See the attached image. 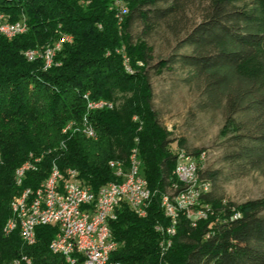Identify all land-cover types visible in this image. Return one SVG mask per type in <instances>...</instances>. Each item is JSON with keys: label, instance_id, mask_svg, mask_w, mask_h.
<instances>
[{"label": "trees", "instance_id": "obj_1", "mask_svg": "<svg viewBox=\"0 0 264 264\" xmlns=\"http://www.w3.org/2000/svg\"><path fill=\"white\" fill-rule=\"evenodd\" d=\"M129 1L120 31L116 11L109 9L114 0H0V13L8 21L24 15L28 25L26 32L12 39L0 32V264L24 255L31 258L30 264H67L62 254L51 250L56 226L38 227L33 245L22 241L18 229L4 232L13 216L10 203L17 199L19 165L35 158L36 169L28 172L24 187L40 185L57 166L63 173L75 170L82 184L97 190L118 180L112 163H122L126 169L127 161L128 169L134 147L151 196L145 217L126 203L118 209L110 223L118 243L114 259L138 264H264V198L226 207L222 186L252 172L264 175V81L245 72L254 59L264 64V16L226 0L209 3L200 21L185 27L179 41L178 47L189 51L129 73L116 50L126 44L129 54L141 56L147 49L145 42L132 48L128 39L132 25L141 22L152 30L167 23L180 28L196 3ZM68 35L70 42L49 50L56 52L49 68L43 58L25 55L38 47L44 54ZM175 66L186 72L185 83L199 90L202 111L222 110L229 130L222 142L223 161L229 171H199L200 181L210 187L198 200L201 206H211L213 214L195 226L185 212H179L177 233L162 254L163 232L156 225L170 222L162 198L189 186L177 183L178 155L170 150L176 140L152 107L150 69L161 74ZM88 100H114L119 105L88 110ZM237 211L241 215L234 217Z\"/></svg>", "mask_w": 264, "mask_h": 264}, {"label": "rangeland", "instance_id": "obj_2", "mask_svg": "<svg viewBox=\"0 0 264 264\" xmlns=\"http://www.w3.org/2000/svg\"><path fill=\"white\" fill-rule=\"evenodd\" d=\"M214 1L217 0H195L196 3L188 10V20L185 22V24L181 25L180 28L174 29L170 27V25H168L167 23H164L161 26H158L152 30H146L143 23L135 22L131 27V36L128 39L133 45L132 48H134V46L141 45L142 42H145L147 49L144 55L139 56V54H137L136 52L129 54L127 52L128 46L126 44L118 48L116 52L121 56L125 70L129 73H134L136 70L143 71L144 69L149 68L151 65L157 64L159 60L168 58L174 53H184L189 51V49L187 48L182 49L178 47L180 39L183 38L186 33L185 27L191 28L193 24L199 22L204 6H207L209 3H212ZM226 1H228L229 4L233 7L244 8L250 11L254 10L258 14H260L261 17L264 16V0ZM130 7L131 2L129 0H114V2L109 8L114 9L116 11V17L118 18L117 25L120 31L124 29V17L128 13ZM3 19L5 21H8L4 15ZM25 19L26 17L23 15L17 21H24ZM3 31L1 32L2 35H4ZM24 32H21V34H23ZM5 37L8 39H12L13 35H5ZM60 42H56L54 45L48 46L44 54H47L51 48L58 46ZM38 49L41 48L38 47ZM26 53H29V50L25 52V55ZM245 72L255 75L264 81V64L259 59H254L249 62V64L245 68ZM185 75L186 72L177 66L173 67V69H165L161 74H157L155 72V69L151 68L150 84L152 86L153 91L152 107L157 112L160 121L168 128V130L173 133L171 135V138L176 140L170 145L171 152L177 154L178 158L179 154L181 153H184L185 156L189 155L193 157L192 159L197 163V179L195 181L193 180V183L191 184H186L184 183V181L180 180L176 176L178 179L177 183L186 184L189 187L194 186L201 193L203 191H206L207 189L205 184L206 182L204 183L199 179V171L201 169H222L225 174L229 171V165L223 161L222 147V142L229 130L228 127H226L225 125L222 110H218L215 112H204L201 110L199 106V90L196 87L187 85L185 83V81L183 80ZM105 101H108L112 104V107H108L110 109H113L119 105L118 101ZM88 103L89 100L87 102L88 110H96L89 108ZM69 125L71 124L69 123ZM195 151L200 152V154L198 156L190 155ZM28 161H32V159H29L26 162ZM21 165L19 166L21 167ZM35 169H31L30 171ZM142 169L143 164L141 166V171L144 175ZM48 177L45 180H47ZM222 184L227 199L223 202V205L226 207L230 206L229 203L242 204L249 200L264 198V175L259 172H252L248 176L240 177L230 181H225ZM209 187L210 184L208 183V189ZM16 194H14L13 197ZM175 196L169 197L173 198ZM11 204L12 203H10V206ZM211 208L212 207L207 204L201 206L198 200L195 202L192 208H189L187 210H177L176 208V210L177 212H185L188 217L192 220V224L197 226L199 221L209 219V215L213 214ZM240 215L241 214L238 211L234 213V217H238ZM220 218L221 217H219L218 220ZM169 220L170 222L167 225H163L160 223L156 225V228L163 232V239L160 242L162 254L163 252H166L165 250L167 248L165 249V247L170 246V244L173 242V237L177 233L179 213L178 222L175 225V233L171 234L168 231V229H170L172 226V220L170 218Z\"/></svg>", "mask_w": 264, "mask_h": 264}, {"label": "built area", "instance_id": "obj_3", "mask_svg": "<svg viewBox=\"0 0 264 264\" xmlns=\"http://www.w3.org/2000/svg\"><path fill=\"white\" fill-rule=\"evenodd\" d=\"M0 24L4 25V35L21 34V30L28 29L27 22L15 21L9 22L3 19L0 14ZM64 42H69L72 37L64 36ZM29 59L43 58L45 68L54 64L56 52L41 54V50L29 49L26 53ZM103 105H108V101L89 100L88 107L100 109ZM92 132L91 127H86ZM134 157L136 160V169H119L114 171L117 181L109 182L97 190L90 186L82 184L78 178L77 172H59V176L49 179L47 184L37 185L36 200L40 194H48L46 208H50V218L46 223L34 221L36 200L32 208H25L26 192L22 190V183L28 176H21L18 179L19 190L17 193V210H25V216L29 220L28 237H31L30 227L56 226L58 231L54 236L55 247L60 249H69L73 264H138L125 263L113 258V253L118 249V243L113 239L111 230V221L117 217V211L123 203L128 204L136 214L143 216L145 200L147 197L146 177L141 171V159L138 148H134ZM193 157H185L183 153L179 154L175 167L176 176L186 184L193 183L197 179V163ZM32 164L21 165V169ZM200 192L194 187H188L177 195L182 210L192 208L199 199ZM163 197L162 206L166 215L172 220V226L168 229L172 234L175 225V213L172 207L166 206V198ZM61 200V208H53V201ZM167 246V245H166ZM167 247H165L166 249ZM16 261H31L26 255Z\"/></svg>", "mask_w": 264, "mask_h": 264}, {"label": "bare ground", "instance_id": "obj_4", "mask_svg": "<svg viewBox=\"0 0 264 264\" xmlns=\"http://www.w3.org/2000/svg\"><path fill=\"white\" fill-rule=\"evenodd\" d=\"M1 30L2 31L4 30V25H2V24H0V31ZM24 31H27V29L21 30V32H24ZM63 42H64V39H62L61 43H59L57 47H60ZM49 52H52V51H49ZM49 52L47 54H49ZM105 106L112 107V104L108 103V105H103L102 108ZM183 155L185 156L184 153H183ZM185 157H191V156L186 155ZM32 163H33L32 161H28L22 165H27V164H32ZM112 166H114L116 168V171H118V167H119V169H124L123 164L119 163V162L118 163H115V162L112 163ZM34 168H35V164H34V166H26L23 169H21V167L18 168L16 171V174H15L16 184L19 186L18 179H20V171H21V176H27L28 172ZM135 169H136V160L134 157V150H133L132 154L130 156V163H129V167L127 170H135ZM60 171L61 170L57 166H53L48 179L45 180L42 184H47L49 182V179H53L55 177H58ZM68 172H70V170ZM25 180H26V178H25ZM24 182L22 183V190L26 192L25 208H32L33 203L36 200V189L32 188V187H26V186L24 187ZM146 184L148 186L147 180H146ZM205 184H206V187L208 189V182H206ZM150 196H151V191L148 187L147 188V197L145 200V208L143 209V216L144 217L147 214V202H148ZM47 202H48V194H40L38 196V198L36 200V206H35L34 221L39 222V223H46V221H48V219L50 218V208H46ZM166 206L172 207V210L175 213V225H176L177 220H178V213H179V212H177V210H182V205L179 204L177 196H175L173 198H170L169 196H167ZM53 208H61V200H54L53 201ZM176 208H177V210H176ZM11 209L13 212V216L5 224V227H4L5 234H11L16 229H18L20 236H21V239L25 244H27V245L35 244L36 240H37V234H36L37 227H30L31 237H28L29 220L25 216V210H17V199H15L12 202ZM175 225H174V229L172 230V233H175V231H176ZM51 250L54 253L62 254L65 257L67 264H73L72 258H71V251L69 249H60L58 247H55V241L53 240L51 243ZM22 257H24V256H22ZM26 262L29 264L31 263V261H26ZM10 264H20V261H16V263H13V261H12Z\"/></svg>", "mask_w": 264, "mask_h": 264}]
</instances>
